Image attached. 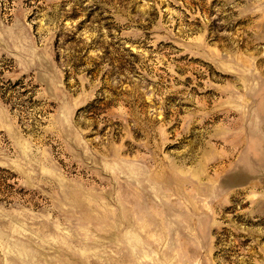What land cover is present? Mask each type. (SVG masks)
<instances>
[{
  "label": "rangeland",
  "instance_id": "374dc122",
  "mask_svg": "<svg viewBox=\"0 0 264 264\" xmlns=\"http://www.w3.org/2000/svg\"><path fill=\"white\" fill-rule=\"evenodd\" d=\"M0 264H264V0H0Z\"/></svg>",
  "mask_w": 264,
  "mask_h": 264
}]
</instances>
